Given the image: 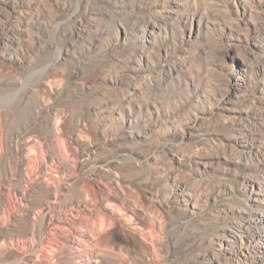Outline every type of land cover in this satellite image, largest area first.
I'll list each match as a JSON object with an SVG mask.
<instances>
[{
	"label": "rangeland",
	"instance_id": "374dc122",
	"mask_svg": "<svg viewBox=\"0 0 264 264\" xmlns=\"http://www.w3.org/2000/svg\"><path fill=\"white\" fill-rule=\"evenodd\" d=\"M0 264H264V0H0Z\"/></svg>",
	"mask_w": 264,
	"mask_h": 264
}]
</instances>
